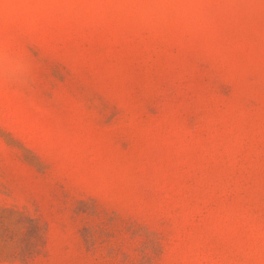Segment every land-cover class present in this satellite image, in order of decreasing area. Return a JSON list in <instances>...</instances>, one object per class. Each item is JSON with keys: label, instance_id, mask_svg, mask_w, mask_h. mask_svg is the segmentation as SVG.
<instances>
[{"label": "rangeland", "instance_id": "1", "mask_svg": "<svg viewBox=\"0 0 264 264\" xmlns=\"http://www.w3.org/2000/svg\"><path fill=\"white\" fill-rule=\"evenodd\" d=\"M0 264H264V0H0Z\"/></svg>", "mask_w": 264, "mask_h": 264}]
</instances>
